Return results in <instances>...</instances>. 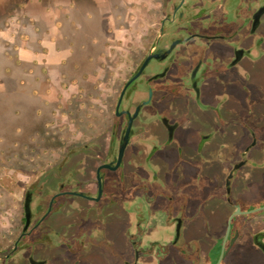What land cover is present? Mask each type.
I'll return each mask as SVG.
<instances>
[{
    "label": "flooded vegetation",
    "instance_id": "1",
    "mask_svg": "<svg viewBox=\"0 0 264 264\" xmlns=\"http://www.w3.org/2000/svg\"><path fill=\"white\" fill-rule=\"evenodd\" d=\"M139 7L125 75L21 191L0 264H264V0Z\"/></svg>",
    "mask_w": 264,
    "mask_h": 264
},
{
    "label": "rangeland",
    "instance_id": "2",
    "mask_svg": "<svg viewBox=\"0 0 264 264\" xmlns=\"http://www.w3.org/2000/svg\"><path fill=\"white\" fill-rule=\"evenodd\" d=\"M139 2L0 0V237L23 188L84 141L95 101L125 75L121 50L147 19Z\"/></svg>",
    "mask_w": 264,
    "mask_h": 264
},
{
    "label": "water",
    "instance_id": "3",
    "mask_svg": "<svg viewBox=\"0 0 264 264\" xmlns=\"http://www.w3.org/2000/svg\"><path fill=\"white\" fill-rule=\"evenodd\" d=\"M126 142H127V141H124V142H123V147L125 146Z\"/></svg>",
    "mask_w": 264,
    "mask_h": 264
}]
</instances>
